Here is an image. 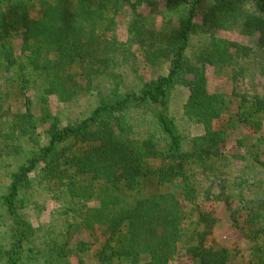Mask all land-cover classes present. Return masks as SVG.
Listing matches in <instances>:
<instances>
[{
  "label": "trees",
  "instance_id": "obj_1",
  "mask_svg": "<svg viewBox=\"0 0 264 264\" xmlns=\"http://www.w3.org/2000/svg\"><path fill=\"white\" fill-rule=\"evenodd\" d=\"M159 1L0 0V264H239L209 244L216 202L264 264V94L207 77L264 78V20L238 28L240 0ZM138 55L150 75L119 81ZM82 96L77 119L53 114Z\"/></svg>",
  "mask_w": 264,
  "mask_h": 264
},
{
  "label": "rangeland",
  "instance_id": "obj_2",
  "mask_svg": "<svg viewBox=\"0 0 264 264\" xmlns=\"http://www.w3.org/2000/svg\"><path fill=\"white\" fill-rule=\"evenodd\" d=\"M154 6L153 8L145 7L142 9V14L145 16H149V10H153L154 12H158L161 10L162 2L159 0H153ZM130 14L127 9L121 12L119 25L117 27V38L124 42L126 38V29L125 25L129 21ZM155 27H160V22L157 20ZM220 36L224 39H227L232 42H237L241 45H245L248 47H253L255 44V40L252 38H245L239 36L236 32L232 33H220ZM124 65V64H123ZM84 68H77L74 70L76 76L74 80L77 82L78 85L82 86L86 84L85 77L82 76ZM234 74V73H233ZM228 70L222 73L219 76L214 74L212 68L207 69V77H208V85L210 91L213 92H222L226 95H230L235 88L238 92H248L251 90L250 84L253 83L254 89L261 94H264V78L263 77H256L254 80H248L245 85L240 82L241 78H237L233 76ZM236 74V73H235ZM150 73L148 69L146 70L143 66L142 62L139 60L133 66L124 65L120 67V71L118 73L117 78L119 81H125L127 85L137 84L139 82V77L146 78L149 76ZM237 76V74H236ZM250 87V88H249ZM81 95V93H80ZM184 98V92H178L177 97L174 101L172 111L174 115H181L180 114V107ZM92 98L89 96H82L79 98V101L67 108L59 107L56 103H52V110L53 114H61L60 120L64 123L68 121V119H77L79 115L87 110L90 105V100ZM62 108V110H61ZM35 111L40 116V112L38 106L35 107ZM180 122V121H179ZM182 124V123H181ZM184 125V124H183ZM183 130L187 129V126L181 125ZM187 131V130H186ZM197 133V131L195 132ZM214 211V219L215 224L212 229V236L211 242L209 244L218 245L219 247L229 249L232 252L236 253L239 258V264H247L251 258V252L255 245L251 240L246 238L238 229H236L233 225L231 214L225 207V205L221 202H216L212 205ZM43 221V220H42ZM75 239L79 241L85 242H93L90 239L89 234L86 232H80L75 235Z\"/></svg>",
  "mask_w": 264,
  "mask_h": 264
},
{
  "label": "clouds",
  "instance_id": "obj_3",
  "mask_svg": "<svg viewBox=\"0 0 264 264\" xmlns=\"http://www.w3.org/2000/svg\"><path fill=\"white\" fill-rule=\"evenodd\" d=\"M264 3V0H259ZM236 26L240 29L250 21L257 19L264 20V14L260 13L257 8V0H240L237 9L234 12Z\"/></svg>",
  "mask_w": 264,
  "mask_h": 264
}]
</instances>
